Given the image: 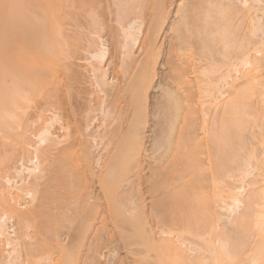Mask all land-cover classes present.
Returning <instances> with one entry per match:
<instances>
[{"label":"bare ground","instance_id":"1","mask_svg":"<svg viewBox=\"0 0 264 264\" xmlns=\"http://www.w3.org/2000/svg\"><path fill=\"white\" fill-rule=\"evenodd\" d=\"M8 5L11 24L6 26V22L3 23L5 28L1 31L11 33L3 37L5 45L0 52V253L5 252L4 258L0 254V264L3 261L20 264V252L24 246L20 242L32 236L30 229L35 227L39 230H36V235L43 234L42 230L47 233L50 228V231L58 230L55 227H60L62 219L70 218L67 210L70 211L71 206H78V210L82 208L84 216L87 214L84 208L90 210L85 218L76 212L79 215L75 217L79 221L77 223H83L78 224L83 226L79 228L82 233L83 230L96 233L95 227L97 231L102 229L100 225L95 226L97 214L101 215L99 219L103 224L110 225L112 223L109 222L114 221L117 226L121 220L118 229L126 232L129 214L141 212L136 206L144 202L138 201L134 192L140 187L136 191L141 194L142 186L135 188L134 185H142L144 181L143 166L148 153L144 141L147 136V101L149 89L159 76L156 64L164 51L173 57L176 54L181 62L179 67L185 73H182L183 77L186 76V81L191 80L193 84L183 91L181 84L174 85L179 79L175 80L174 76V79L168 76L173 80L165 84L161 80L155 82L164 91L160 101L164 121L162 134L155 144L158 151L162 149L158 152L160 156L169 155L171 162L168 163L171 165L161 166L157 162L159 168L165 167V170L155 171L154 185L157 183L168 191L161 200L165 202L166 210L168 207L170 214L167 218L171 228L162 226V244L154 242L156 260L154 262L152 256L149 262L264 264V0H9ZM106 17L115 24L108 23ZM25 22L28 27L24 30L18 28ZM12 30H15L14 35H11ZM111 36L116 45V50L111 52L113 57L109 56ZM136 46L139 51L134 54ZM114 57L118 61L114 59L113 68L117 67L115 71L119 70L121 79L112 77L115 71L108 63ZM82 59L88 64L85 72L82 70L81 73L77 66ZM82 76L93 86L91 92L85 88L83 94L85 90L79 88ZM231 77L234 78L230 80ZM96 93L100 94L97 96ZM78 98H82L81 104L75 102ZM193 103L195 108L191 106ZM182 108H186L184 115ZM195 115L202 120L198 128H201L200 137L195 136L198 131L193 129L195 124L198 125L194 122L198 118ZM81 116L86 120L82 119L87 124L85 128L82 127ZM96 120L102 121L97 126L101 128L103 125V129H96V125L89 129ZM56 124L62 131L61 135L55 130ZM250 129L254 130L250 132L254 137L252 142V135L247 133ZM29 133L35 143L31 144ZM13 140L20 149L30 145L32 150L28 147L31 153L28 156L26 152L22 154L21 161L16 162L17 166L11 165L12 168L9 163L13 160L11 157L20 151L16 143L12 146L13 142H9ZM95 142L99 148L102 144L105 151H102L101 162L100 157L96 159L95 156L96 166H89L94 160H88L91 158L89 150L94 148ZM87 143L93 145L90 147ZM84 157L88 159L83 160ZM43 158L48 162V165L45 163L47 166H43ZM157 158L154 159L161 162L162 158ZM252 160L259 172L253 179L254 185L247 189L246 185L238 184L250 175ZM7 162L11 169L9 166L6 168L10 170L3 168ZM128 164L137 168L138 178L134 182L128 179L132 183L125 180V174L129 178L126 173H129ZM2 168L8 172L2 174ZM237 170L239 173L233 174ZM40 184H49L55 189L49 188L52 193L47 196L50 199L56 195L50 201L57 199L58 203L50 207V212L44 213L46 217H42L44 211L37 197L39 190L36 186ZM58 185L62 188L58 189ZM126 185H133L134 194L129 188H124ZM80 186L89 189L87 195V190L83 194L87 197H83L85 201L78 191L80 194L76 197L74 187L81 189ZM15 191L21 192L22 196ZM241 191L243 193L239 195ZM71 198L85 203L79 208L80 205H71L76 202ZM161 200L158 204L163 202ZM160 206L158 210H162ZM166 210H162L163 213ZM157 214L160 221L161 211ZM152 216L154 218V214ZM115 217H119L117 223ZM164 219L161 223H168ZM69 220L65 221L66 225L71 224ZM12 222L21 223L26 232H18V226ZM15 226L17 228H11ZM100 232L103 235L105 231ZM184 232H188V237L189 234L191 238L195 237L191 240ZM150 233L154 235V231ZM58 238L56 243L60 244ZM109 240L105 247L111 251L114 246ZM40 242L42 247L51 244ZM34 243L39 248L40 244ZM28 245L32 247L31 251L38 252L36 246ZM91 254L89 259L94 257ZM70 260L67 259L66 263ZM71 261L70 264L73 263Z\"/></svg>","mask_w":264,"mask_h":264},{"label":"rangeland","instance_id":"2","mask_svg":"<svg viewBox=\"0 0 264 264\" xmlns=\"http://www.w3.org/2000/svg\"><path fill=\"white\" fill-rule=\"evenodd\" d=\"M8 1L9 0H0V52H1V49L2 48H4V43H3V37L4 36H8L10 33L9 32H5V33H3V31H1V28H2V30L5 28L4 27V25H2L3 23H5V25L7 26V23L10 25L11 24V17L12 16H10V14H11V12H10V8H9V5H8ZM103 3V2H102ZM103 5H104V3H103ZM10 16V17H9ZM112 17V16H111ZM10 18V19H9ZM109 17H106V19H108ZM110 19H108V23H112V22H110L109 21ZM113 24H115V22H113ZM4 27V28H3ZM26 27H28V25H27V22H25V23H23V24H21L20 25V27H18V28H22V30H24ZM6 30V29H5ZM15 30H17V31H19L18 29H16L15 28ZM15 30H12V33L15 31ZM21 30V29H20ZM16 31V32H17ZM2 33V34H1ZM15 33H13V34H11V35H14ZM140 39L142 38V36H143V33H141L140 35ZM110 46H111V48H110V52L109 53H111V52H113L114 50H116V45H115V42H113L112 40H113V37L111 36L110 38ZM11 42V41H10ZM113 42V43H112ZM115 45V46H114ZM115 48H114V47ZM137 47V46H136ZM135 47V48H136ZM138 49V47L133 51V53L136 51V54H137V51H139V49ZM162 50H164V49H162ZM142 51V50H141ZM112 54L113 53H111V55H109V56H112ZM135 54V53H134ZM139 54V53H138ZM169 52L168 53H166V51H164V55H162L161 54V56L159 57V63H157L156 64V67H157V69L159 70L158 71V75L159 76H157L156 78H155V81L153 82V86H151L150 87V89H149V98H148V101H147V119H146V121H148L147 122V127H145V131H146V133H145V135H147V136H145L146 138H144V141H145V145H146V150H147V156H146V160H145V163H144V166H143V183H142V185H137V186H135L134 185V187L136 188V187H139V186H142L141 188V190H142V192H141V194L139 193V191H138V193L140 194H138L137 193V191L136 190H140V187L137 189L136 188V190L134 191L133 189H134V187H132L133 185H126L124 188L125 189H127V188H129V190L131 191V192H135V194H136V198L137 199H139L138 201H142V200H144V202L142 201L140 204H138V205H140L139 207L138 206H136L137 207V209H138V212L139 211H141V212H139V213H137L136 211H133L132 213L134 214H129L130 215V217H129V219H128V221H127V228L130 230V232H129V230L128 229H126V232L125 233H122L121 232V228H120V231H119V229H118V227H120L119 225H121V224H119V223H122V222H120L121 220H119V222H118V224H117V226L115 225V222L114 221H111V222H109V223H112L113 225H115V230H113L114 228H112L113 227V225L112 224H108V223H106V224H103V222H102V220L100 221V217H101V215L100 214H97V217H98V220L97 221H95V223L97 224V225H95V223H94V225L95 226H99L100 225V227H102V229L103 228H105V226H106V229L104 230H102V229H100V230H98L97 231V228L95 229L94 228V230H96V233H95V231H87V232H85L84 230H83V233L82 232H80L79 230V228H82L83 226H79L82 222H81V220H80V222L81 223H77V222H79L78 220H77V218H75V217H77L76 216V212H78V214H82V212H81V210H83L82 208H81V205H84V203L85 202H82V203H78V201H76L74 198H71L73 201H76V202H73L71 205H80V207L79 208H81V209H77L78 208V206L77 207H74V206H71L70 207V211L69 210H67L69 213H68V216L70 217V218H67V217H65V218H63L62 219V221H63V223L65 224V221H67L68 222V219H70L69 220V222L71 223V224H65V225H63V223H61L60 225H58V226H60L59 228L57 227H55V229H58V230H55L56 232H58V233H56L55 231H50V229H52V228H50L48 231H47V233L44 231V230H42V232H43V234L41 233H39V234H37L36 235V230H35V227L34 228H31L30 229V231H29V233H31L32 234V236L30 237H26V238H24V240H26L25 242H24V240H22V242H20V243H22V244H20V245H24L22 248H23V250H21V259H20V264H53V262H54V264H67L66 262H68L67 261V259L68 260H70L71 261V263L72 264H89V263H93V264H103V262L106 264H151L150 262L152 261V258L154 259V262H155V255H157V250H155L156 249V247H155V243L156 244H162V241H163V239L162 238H164V234H163V232H162V226L163 225H168L169 224V222H170V220H168V216L167 215H169L170 213H169V210H168V207H167V210H166V205H165V202L163 201V200H161V198L162 197H164V193H165V191H167V190H164L162 187H160L159 186V184L157 185V183H156V185H154V181H156V180H154L155 178H157L156 176H154V173L155 174H157L155 171L156 170H158V171H161L160 169H162L163 168V170H165V167H161V166H167V165H165L166 163L170 166L171 164H169L168 162H171V161H169V160H171V158L170 157H168L169 155H167V157L165 156H160L159 155V153L158 152H160L162 149L159 147V149H161L160 151H158V148H157V144H155V143H157L156 141H158L159 139H160V136H161V134H162V131H161V127H163V124H162V122H164L163 121V113H162V111H163V109H162V107H161V100H162V92H164L159 86H158V84L157 83H155V82H158L159 80H161V82L163 83V84H165L167 81H169V80H173L174 78H175V80H177L178 78V80H177V82L175 81V83H174V85H177V83L180 85V87L182 88L181 90H183V91H187V88H190V85L191 84H193V83H191V82H193V81H191L190 79V81H186V79H185V77H183L184 75H182V73L183 74H185L184 72H182L183 70H182V67L180 66L179 67V65L181 64V62L180 61H178L177 60V57H176V54L174 55V57H173V54H170V56H169ZM114 55V54H113ZM168 55V56H167ZM113 57V56H112ZM116 57H114V58H111V59H109V63L108 64H110L109 66H111L110 68H111V70L113 71H115L116 70V68H113V67H115V63H114V59H115ZM117 59V61H118V58H116ZM119 61H120V59H119ZM78 63H80L79 64V66H77L78 67V70L80 69L81 70V73L83 72L82 70H84V72H85V69H86V66H87V61H85V60H81V61H78ZM82 63V64H81ZM108 64H107V66H108ZM114 64V65H113ZM81 65V66H80ZM85 66V67H84ZM160 66V67H159ZM83 67H84V69H83ZM113 71V72H114ZM117 71V70H116ZM116 71L114 72V74H115V76H114V74L112 75V77H115V79L117 78H120L121 79V77H122V75H119V70H118V75H117V73H116ZM112 72V73H113ZM165 73V74H164ZM139 74V73H138ZM179 74H180V76H179ZM167 76V77H166ZM168 76L169 77H172L173 78V76H174V78L172 79H170V78H168ZM81 77V76H80ZM83 77V79H81L80 80V84L79 85H81V87L79 86V88L82 90V91H84L83 92V94L86 92V89H87V92H91L90 90H93V89H91L93 86L92 85H90V83L88 82V80L87 81H84L85 80V78L86 77H84V76H82ZM188 77V76H187ZM190 77L192 78V75H190ZM235 77V76H234ZM234 77H231L230 78V80H232ZM165 78H167V79H165ZM177 78V79H176ZM204 78V77H203ZM87 79V78H86ZM119 79V80H120ZM162 79H164V80H162ZM205 80L207 79L206 77L204 78ZM180 80V81H179ZM83 81H84V83H83ZM180 82V83H179ZM159 83V82H158ZM86 84V85H85ZM88 84H89V87H88ZM84 86V87H83ZM87 86V87H86ZM91 86V87H90ZM158 86V87H157ZM82 87H83V89H82ZM86 88V89H85ZM96 89V88H95ZM186 89V90H185ZM80 90V91H81ZM89 90V91H88ZM225 91L227 90V87L224 89ZM98 93V92H97ZM96 93V95L98 96L99 94H97ZM227 93V92H226ZM225 93V94H226ZM228 94V93H227ZM100 95H102V96H104V94L103 93H101ZM87 96H89V94H87ZM226 96H228V95H226ZM82 98H78V99H76L75 100V102L76 103H79V104H81L82 103V101L83 100H81ZM160 104V105H159ZM196 104V103H195ZM191 106H193V108H195V106L196 105H194V103H193V105H191ZM183 109V111L181 110V113L183 112V115H184V113L186 112V110H184V109H186V108H182ZM30 111V110H29ZM197 113V112H196ZM195 113V114H196ZM198 113H200V112H198ZM100 115V114H99ZM197 115V114H196ZM195 115V118L196 117H198V116H196ZM198 115H200V114H198ZM83 116V115H82ZM81 116V124L82 123H84L86 120L83 118ZM99 116H97V118H98ZM100 118H101V116H100ZM199 118V117H198ZM197 118V120L195 119L194 120V122L196 123L197 122V124L198 125H196L195 123H193V125L195 124V128H194V126H193V129H194V131L196 132V131H198V134L197 135H195V136H198V137H200L201 135L199 134V133H201V128L200 129H198L199 128V126H200V122H202V120H201V118H199L198 119ZM82 119H84L85 121H83ZM83 121V122H82ZM98 120H96V121H93V125H91V126H93L92 128H89V129H93V128H95L99 123H101L102 124V121H99V122H97ZM199 122V123H198ZM97 123V124H96ZM85 124V125H84ZM83 125H82V127L84 126V128H85V126L87 125L86 123H84ZM180 124H183V122L181 123L180 122ZM96 125V126H95ZM162 125V126H161ZM57 128L55 129L56 130V132L57 133H59V131H60V129L58 128V124H56L55 125ZM90 126V127H91ZM99 126H100V124H99ZM99 126H97L96 127V129L98 128V129H103V125H101L102 127L101 128H99ZM181 126V125H180ZM28 128H29V126H28ZM89 129L86 131V132H88L89 131ZM54 130V129H53ZM199 130H200V132H199ZM158 131H161V133H159ZM249 131V132H248ZM254 132V130H252V129H250V130H247V133H250V132ZM256 131V130H255ZM61 133H59L60 135L62 134V131H60ZM195 132H194V134H195ZM252 132V133H253ZM247 133H245V135L247 134ZM252 133H250L251 135H252V137L250 136V134H248V138H249V136H250V141L251 140H254L253 138V134ZM30 134V135H29ZM28 135V137H32V135H31V133H29ZM160 134V135H159ZM30 137V139L29 140H31L32 138ZM34 137V136H33ZM197 138V137H196ZM33 139H35V138H33ZM38 138H36L35 140H37ZM15 140V139H14ZM14 140L13 141H9V142H11V144H12V142H13V145L12 146H14V143H16V142H14ZM31 142V144L34 142V140H31L30 141ZM252 142V141H251ZM35 143V142H34ZM88 143H89V140H88ZM87 143V145H89ZM92 143V142H91ZM91 143H90V147L93 145H91ZM97 142H95L94 143V145H93V147L94 148H91L90 150H89V152H91L90 153V155H91V158L89 157V159L88 158H86V157H84V159L83 160H85V158L86 159H88V160H90V161H92L93 160V158L95 157L96 159H97V157H100V162L102 161V159H101V157L103 156L102 155V151L104 150L103 149V146H102V144H99V146H100V148L97 146V144H96ZM16 145V148H18L20 151H18L17 150V153L15 152V154H13V157H11V159L13 158V160H11L9 163H10V166L12 165V166H14L15 164H16V162L19 160V162L21 161L20 160V158H22L23 157V155L22 154H24L25 152H26V156H28V154H29V152H30V150H32V149H30V145H26L25 147V149H20L19 147V144H15ZM250 145V144H249ZM96 146H97V148H96ZM102 146V147H101ZM156 146V147H155ZM159 146V145H158ZM28 147H29V149H28ZM12 147H10V149H11ZM9 149V150H10ZM26 149H27V151H26ZM93 149H94V151H93ZM100 149V150H99ZM102 149V150H101ZM157 151H156V150ZM156 152H155V151ZM24 151V152H23ZM92 151L93 152H95V153H92ZM105 151V150H104ZM103 151V152H104ZM162 152V151H161ZM31 153V152H30ZM155 153V154H154ZM55 154H58L57 152H55ZM161 154V153H160ZM18 155V156H17ZM20 155H22V156H20ZM159 155V156H158ZM161 155H163V154H161ZM54 157V160H55V162L57 163V160H56V158H55V155H53ZM154 156H156V157H154ZM16 157H18V159L16 158ZM160 157V158H162L161 159V162H159L160 161V159H158V158ZM16 160H15V159ZM64 158V157H63ZM76 158V156H74V159ZM94 158V160L91 162V163H89L90 165L89 166H91V165H93V166H96V164H97V160ZM154 158H157L159 161H157L156 159H154ZM166 158H168V159H166ZM44 159V160H43ZM42 160L44 161L43 162V166H44V164L46 163H48V162H46V160H45V158H43ZM51 159V158H50ZM15 160V161H14ZM131 160H133V159H131ZM168 160V161H167ZM9 161V160H8ZM14 162V164H13V162ZM47 161H49V160H47ZM90 161H88V162H90ZM132 162H134V160L132 161ZM159 163V165H161L160 166V168H159V165H158V163ZM254 161L252 160V165L250 166V175H248V176H246V179H244V180H241L242 182H239V184L238 185H240V184H244V185H246L247 186V189H249L251 186V184L252 185H254V182H253V179H255L256 177H257V173L259 172L257 169H255V166H254V163H253ZM8 162L5 164V166H3V168H6V166H9L8 164H9ZM84 163V165L86 166V162H83ZM82 163V164H83ZM86 163V164H85ZM96 163V164H95ZM161 163V164H160ZM164 163V164H163ZM45 164V165H46ZM131 164V163H130ZM132 164H135V162L134 163H132ZM48 165V164H47ZM46 165V166H47ZM88 165V164H87ZM9 166V167H10ZM11 166V167H12ZM16 166H17V164H16ZM88 166V167H89ZM168 166V167H169ZM254 166V171H252V167ZM9 167L8 168H6V169H9ZM11 167H10V169H11ZM131 167V168H130ZM157 167V168H156ZM168 167H166V168H168ZM2 168V174H5V173H7L8 172V170H7V172H6V170H4ZM13 168V167H12ZM133 168V169H132ZM136 167H134V165L132 166V165H130L129 166V164L127 165V169H128V171H129V173L126 171V173L129 175L128 177L129 178H127V176H126V174H125V180L127 181L128 179H130L132 182H134L135 180H136V177H137V168L135 169ZM9 169V170H10ZM57 168H55V170H56ZM86 168H84L83 170H85ZM96 169H97V167H96ZM126 169V170H127ZM132 169V170H131ZM135 169V170H134ZM13 170V169H12ZM11 170V171H12ZM236 169L234 168L233 169V171H235ZM257 170V171H256ZM136 171V172H135ZM253 172V174H251ZM238 174L239 173V171L237 170L236 172H233V174ZM132 174H134V175H132ZM136 175V176H135ZM135 176V177H134ZM253 176H255V177H253ZM132 177H133V179H132ZM152 177H154V178H152ZM248 177V178H247ZM138 178V177H137ZM130 180H128L130 183H132ZM44 181H45V179H44ZM44 181H43V183H44ZM125 181V182H126ZM127 181V182H128ZM250 181V182H249ZM21 182V181H20ZM47 182V181H46ZM245 182V183H244ZM145 183V184H144ZM250 183V184H249ZM46 184V183H45ZM45 184H40V185H38V186H36V188H38V190H39V193L37 194V197L39 198V201L37 200V198H36V200L34 201V204L36 205L37 203V201L40 203H38L39 205H40V207H41V209H42V211H44L43 212V215H44V213L46 214V211H47V213H48V211L50 212L51 210H49L50 209V207H52V205L54 204V203H56L57 202V199H54V201H50V200H53V198L56 196H53L52 198H50L49 199V197L47 196L50 192H51V190L52 191H54L53 189H52V186H50L49 184L48 185H45ZM153 184V185H152ZM50 186V187H49ZM98 186V185H97ZM208 186V185H207ZM248 186H250L249 188H248ZM39 187H41V188H39ZM47 187V188H46ZM81 187V186H80ZM85 187V186H84ZM84 187H81V189L79 188V187H74L75 188V192H76V195H74V197L76 196L77 198H78V194H80V193H82V199H84L83 197H86V195H87V192L89 191V189L87 188H84ZM96 187V186H95ZM127 187V188H126ZM46 190H45V189ZM51 190H50V189ZM57 188V187H56ZM62 187H61V185H58V189H61ZM131 188V189H130ZM208 188H210V185L208 186ZM207 188V189H208ZM40 189H41V191H40ZM48 189L50 190L49 192H48ZM80 191H79V190ZM156 189H158V190H156ZM45 192H44V191ZM82 190H84V192L82 191ZM87 190V191H86ZM91 190V189H90ZM128 190V191H129ZM43 191V192H42ZM80 192V193H78V192ZM85 191H86V193H85ZM164 191V192H163ZM18 192V194H20L21 195V192H19V191H15V194ZM41 192V193H40ZM134 192H133V194H134ZM161 192V193H160ZM168 192V191H167ZM45 195H44V194ZM47 193V194H46ZM52 193V192H51ZM86 194L85 196L83 195V194ZM243 192L241 191V192H239V195L240 194H242ZM245 194H243V195H246V192H244ZM138 194V195H137ZM40 195H42V196H40ZM43 195H44V197H43ZM141 195H143L142 197V199L140 200V198H141ZM22 196V195H21ZM48 198H47V197ZM138 196V197H137ZM24 197V196H23ZM22 198V197H21ZM47 199V200H45V199ZM56 198V197H55ZM87 198V197H86ZM29 199L30 198H27V201H29ZM42 199V200H41ZM80 199H81V197H80ZM22 200H23V198H22ZM25 200V199H24ZM43 200H44V202H43ZM56 200V201H55ZM103 201H104V199H102ZM101 200V202H103ZM163 201V202H160V204H158L159 202L158 201ZM26 201V200H25ZM46 201H48V202H46ZM84 201H85V199H84ZM86 201H87V199H86ZM154 201V202H153ZM156 201V202H155ZM50 202H51V204H50ZM43 203V204H42ZM49 203V204H48ZM161 203H163V204H161ZM56 204H58V203H56ZM60 204V203H59ZM157 204H158V206H157ZM42 205H44V206H42ZM47 205H49L48 207H46ZM142 205H143V208H145V209H143L142 208ZM159 205H163L162 207L160 206V209L162 208V210L164 211V210H166V213L164 212L163 213V211L162 210H158L157 208H159ZM0 206H2L1 204H0ZM145 206V207H144ZM68 207V206H67ZM74 207V209L76 208L78 211H76V210H74V209H72ZM44 208V209H43ZM71 209H72V211H71ZM85 209V211H86V217H88L89 215L88 214H90V212L88 213L87 211L89 210V209H86V208H84ZM60 210H62V209H59V211L58 212H61ZM66 210V209H65ZM153 210V211H152ZM90 211V210H89ZM154 211H156V212H154ZM159 211H161V214L163 215H161V220L159 221V217L160 216H158V217H156V215H158L157 214V212H159ZM168 211V212H167ZM81 212V213H80ZM135 212H136V214H135ZM73 213V214H72ZM85 213V212H84ZM70 214H72V215H75V216H71ZM77 214V215H78ZM154 214V218H153V215ZM42 215V217H46V215H44L43 216ZM48 215V214H47ZM83 215V214H82ZM81 215V216H82ZM99 215V216H98ZM141 215V216H140ZM160 215V214H159ZM79 216V215H78ZM85 216L83 215L82 217L83 218H85ZM41 217V218H42ZM149 219H148V218ZM163 217L165 218L164 219V221H166L167 220V222L168 223H161V221H163L162 219H163ZM168 217V218H167ZM71 218H73V219H71ZM77 220H75V219ZM79 219H82V218H80V217H78ZM115 218H117L115 221H116V223H117V220H118V218L119 217H115ZM114 218V219H115ZM145 218V219H144ZM159 218V219H158ZM45 220L47 219V218H44ZM67 219V220H66ZM152 219V220H151ZM154 219H155V222H154ZM132 220V221H131ZM140 220V221H139ZM143 220H145L144 222H143ZM75 221V222H74ZM147 221H149V223H147ZM66 222V223H67ZM74 222V223H73ZM103 224V226H102V224ZM13 223V222H12ZM11 223V224H12ZM140 223V224H139ZM145 223V224H144ZM147 223V224H146ZM158 223V224H157ZM160 223V224H159ZM10 224V225H11ZM13 224H15V225H17L18 226V228L15 226V227H11V228H17L18 229V232H20V233H22L23 231H25L26 232V230H25V228H23V226H22V224L20 223H18V222H14ZM74 224H77V225H73ZM79 224V225H78ZM131 224V225H130ZM22 227H21V226ZM64 227H63V226ZM68 225H71V228L68 226ZM82 225H83V223H82ZM147 225V226H146ZM154 225V226H153ZM171 225V224H170ZM12 226V225H11ZM109 226H111V228H109ZM146 226V227H145ZM157 226V227H156ZM169 226V225H168ZM168 226H166V227H168ZM10 227V226H9ZM66 227V228H65ZM69 227V228H68ZM100 227H98V228H100ZM107 227L109 228V230H107ZM151 227H152V229H151ZM154 227V228H153ZM165 227V226H164ZM163 227V228H164ZM38 228V227H37ZM77 228V229H76ZM158 228V229H157ZM169 228H171L170 226L167 228V229H169ZM23 229V230H22ZM33 229V230H32ZM64 229V230H63ZM74 229V230H73ZM75 229L77 230V231H75ZM144 229H146V230H144ZM10 230H13V229H10ZM29 230V229H28ZM60 230H61V232H60ZM68 230V231H67ZM73 232H72V231ZM108 232H107V231ZM147 230H148V233H146L147 232ZM33 231V232H32ZM34 231H35V236H34ZM37 231H39V230H37ZM82 231V230H81ZM100 231H105L104 233H103V235H102V232H100ZM109 231H112L111 233L113 234H110V232ZM120 233H119V232ZM127 231H128V234H127ZM151 231H154V233H152V234H154L153 236H151ZM28 232V231H27ZM40 232V231H39ZM66 232H68V233H66ZM76 232V233H75ZM79 232V233H78ZM85 232V233H84ZM90 232V233H89ZM94 232V233H93ZM53 233V234H52ZM55 233V234H54ZM60 233V235H57V234H59ZM88 233V234H87ZM97 233H99V234H97ZM110 235H109V234ZM155 233H158V234H155ZM160 233V234H159ZM162 233V234H161ZM188 233V232H187ZM187 233L186 232H184V234H186L187 235ZM12 234H15V231H14V233H12ZM49 235V236H46V235ZM69 234V236H70V238H68L69 236H67ZM75 234H77V236L75 235ZM78 234H79V236H78ZM82 234H84V235H82ZM94 236H93V235ZM96 234V235H95ZM104 234H105V236H104ZM121 234V235H120ZM43 235V236H42ZM44 235H45V237H44ZM54 236V237H56V238H54V237H52V236ZM55 235H57V236H55ZM63 235V236H62ZM71 235H73V237H71ZM86 236V238L85 237H82V236ZM93 237H92V236ZM126 235V236H125ZM149 235V236H148ZM157 235V236H156ZM160 235V236H159ZM162 235H163V237H162ZM35 238H34V237ZM60 236V237H59ZM89 236V237H88ZM103 236V237H102ZM125 236V237H124ZM191 235L189 234V237H188V235L186 236V237H188V238H191L190 237ZM193 236V235H192ZM59 237V238H58ZM78 237H82L81 239L80 238H78ZM96 237V238H95ZM108 237H111V238H109L108 239ZM153 237V238H152ZM195 237V236H194ZM193 237V238H194ZM43 240V242L45 243L46 241L47 242H50L51 244L48 246V244L47 245H44L43 247H42V245H43V243L42 242H40V240ZM43 238V239H42ZM47 238H49V239H47ZM50 238L52 239V238H54V239H52V240H50ZM57 238H58V240H61V241H58L59 243L61 242L62 243V241H64L63 243H62V245H65L66 246V248H68L69 250H67V249H65V247L64 246H60V244H58V243H56L57 242ZM67 238H68V240H67ZM75 238V239H74ZM78 238V239H77ZM103 238H106V239H103ZM193 238H191V240H193ZM28 239V240H27ZM47 239V240H46ZM70 239H71V242H70ZM84 239H85V242H84ZM99 239V240H98ZM39 240V241H38ZM44 240H46V241H44ZM48 240H50V241H48ZM55 240V241H54ZM73 240V241H72ZM79 240V241H78ZM89 240H91V241H89ZM96 240H98V241H96ZM110 241L111 242V246L113 247H111L110 246V248H112L111 249V251H108V250H110V249H108V248H106L105 247V245H106V241ZM116 240V241H115ZM149 240V241H148ZM76 241V242H75ZM80 241L83 243H80ZM151 241V242H150ZM28 242V243H27ZM34 242H36L37 244H38V246H39V244H40V246H39V248L35 245V243ZM52 242H55L54 244H52ZM74 242V243H73ZM78 242V243H77ZM88 242H90V243H88ZM91 242H93V244L96 246H94V248H97V251L96 250H94V248H92L93 246H92V243ZM95 242H97V243H95ZM145 242L147 243L146 245H145ZM152 242H153V245H154V247H153V245H151L152 244ZM155 242V243H154ZM27 243V244H26ZM32 243H34V244H32ZM67 243V244H66ZM70 243H71V245H70ZM89 245H88V244ZM101 243H102V245H101ZM28 244H32L33 246H36L39 250L41 249L42 250V252H41V250L39 251L38 250V252L35 250V251H31L32 249V247H30ZM74 244V245H73ZM90 244H91V246H90ZM27 245V246H26ZM31 245V246H32ZM52 245H53V247H55V248H53L52 247ZM90 246L91 248H92V250L90 249V247H88V246ZM118 245V246H117ZM127 245V246H126ZM47 246V247H46ZM50 246L52 247V248H50ZM82 246H84V247H82ZM149 246V247H148ZM41 247V248H40ZM44 247H45V249H44ZM49 247V248H48ZM63 247V248H62ZM82 247V248H81ZM103 249H102V248ZM148 247V248H147ZM21 248V249H22ZM28 248V249H27ZM61 248V249H60ZM70 248H72V249H70ZM74 248H75V250H74ZM85 248V249H84ZM31 249V250H30ZM55 249V250H54ZM78 249V250H77ZM99 249V250H98ZM108 249V250H107ZM146 249V250H145ZM30 250V251H29ZM53 250V251H52ZM71 250V251H70ZM88 250V251H87ZM91 250V251H90ZM48 251H50V252H48ZM88 253H87V252ZM96 251V252H95ZM113 251V252H112ZM156 251V252H155ZM34 252V253H33ZM45 252V253H44ZM102 252V253H101ZM106 252V253H105ZM110 252V253H109ZM149 252V254L147 255V253ZM2 253V252H1ZM0 253V254H1ZM26 253H28V254H26ZM35 254V256L37 255V253H38V255L40 254L41 256L43 255V257H41L40 258V255H39V258L36 256H31V255H29V254ZM43 253V254H42ZM73 253V254H72ZM76 253V254H75ZM78 253V254H77ZM85 253H87V254H85ZM92 253V254H91ZM95 253V254H94ZM105 253V254H104ZM107 253H109V254H107ZM143 253V254H142ZM156 253V254H155ZM73 256H72V255ZM89 254H91V256L93 257V258H91V259H89L90 257H88V255ZM104 254V255H103ZM3 257H2V256ZM0 255V259H1V257L2 258H4V256H5V252H3V254H1ZM75 255H76V257H75ZM96 255V256H95ZM101 255V256H100ZM111 255V256H110ZM113 255V256H112ZM130 255V256H129ZM51 256V258H49ZM69 256H72L71 258L69 257ZM81 256V257H80ZM88 257V259H87V257ZM99 256V257H98ZM140 256V257H139ZM147 256V257H146ZM153 256V257H152ZM47 257V258H46ZM68 257V258H67ZM98 257V258H97ZM101 257V258H100ZM144 258V260H143V258ZM152 257V258H151ZM86 260H85V259ZM98 260H97V259ZM108 258V259H107ZM127 258V259H126ZM60 259V260H59ZM77 259V260H76ZM100 259V260H99ZM108 261H107V260ZM138 259V260H137ZM145 259H147V260H145ZM151 259V260H150ZM57 260H58V262H57ZM76 262H75V261ZM79 260V263L77 262ZM88 260H92V262H90V261H88ZM110 260H112V261H110ZM133 260V261H132ZM136 260V261H135ZM2 261H3V259H2ZM1 261V262H2ZM70 261H69V263L68 264H70ZM83 261H84V263H83ZM88 261V262H87ZM150 261V262H149ZM23 262V263H22ZM75 262V263H74ZM101 262V263H100ZM147 262V263H146ZM149 262V263H148ZM11 262H9V263H7V262H2L1 264H10ZM152 264H154V263H152Z\"/></svg>","mask_w":264,"mask_h":264}]
</instances>
